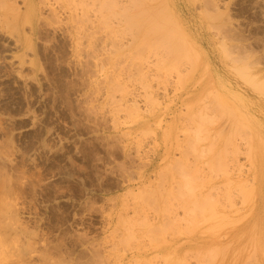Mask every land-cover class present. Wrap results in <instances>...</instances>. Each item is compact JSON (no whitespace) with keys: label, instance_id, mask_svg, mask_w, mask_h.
<instances>
[{"label":"rangeland","instance_id":"rangeland-1","mask_svg":"<svg viewBox=\"0 0 264 264\" xmlns=\"http://www.w3.org/2000/svg\"><path fill=\"white\" fill-rule=\"evenodd\" d=\"M100 1L0 0L1 257L181 264L191 256L193 264L210 238L209 264H264V185L249 191L255 175L264 183V90L249 78L264 80V4ZM207 136L215 150L203 148ZM219 148L227 161L237 154L239 166L223 171ZM229 170L241 172L239 189ZM187 178L197 202L206 193L215 204V187L223 198L232 192L211 207L218 229L207 219L192 230L194 196L189 218L180 205ZM177 214L194 238H206L179 232L171 225ZM185 248L194 254L184 256Z\"/></svg>","mask_w":264,"mask_h":264},{"label":"bare ground","instance_id":"bare-ground-1","mask_svg":"<svg viewBox=\"0 0 264 264\" xmlns=\"http://www.w3.org/2000/svg\"><path fill=\"white\" fill-rule=\"evenodd\" d=\"M113 1H115V0H101L100 2L109 4V3L113 2ZM125 1H127V2H132V1H134V0H125ZM259 1H260L262 4H264V0H259ZM257 2H258V0H257ZM113 15L116 16V15H118V14L115 13V14H113ZM90 41H91V40H90ZM114 46H115V45H114ZM106 49H107V48H106ZM107 54H108V53H107ZM122 55H123V54H122ZM104 58H105V57H104ZM109 59H110V58H109ZM107 60H108V58H107ZM119 60H120V59H119ZM107 63H108V62H107ZM117 63H118V62H117ZM121 65H122V64H121ZM114 66H115V65H114ZM122 67H123V66H122ZM102 68H103V67H102ZM123 68H124V67H123ZM244 72H245V71H244ZM110 74H111V72H110ZM245 74L251 75V73H250L249 71H248V73H245ZM187 77H188V76H187ZM249 78L252 79V81H254V82L258 85L257 88H260L261 90H262V88H263V90H264V80H262V79H261V80H257V77L254 76V75L249 76ZM108 79H109V78H108ZM109 81H110V80H109ZM109 81H108V82H109ZM115 82H116V81H115ZM117 84H118L119 86H121V84H119L118 82H117ZM110 86H111V85H110ZM110 86H109V87H110ZM124 86H125V85H124ZM124 86H123V87H124ZM112 87H113V86L110 87L111 90H112ZM123 87L121 88V90L124 89ZM113 88H114V87H113ZM110 89H109V90H110ZM121 92L124 93V91H121ZM122 93H121V94H122ZM126 93H127V92H126ZM108 94H109V93H108ZM192 94H193V92H192L191 94H188L189 96H188V98L186 99V101H190V100L192 99ZM109 95H110V94H109ZM193 96H195V94H193ZM120 99H121V98H120ZM112 100H113V99H112ZM115 100H116V99H115ZM123 100H124V99L122 98L120 101H123ZM116 101H117V100H116ZM112 103H113V102H112ZM130 104H132V103H130ZM132 105H133V104H132ZM259 105H260V104H259ZM133 106H134V105H133ZM134 108H135V107H134ZM238 110H241V109H238ZM241 111H242V110H241ZM175 112H176V111H175ZM238 113H239V112H238ZM243 114H244V113H242V115H243ZM257 135H258V134H257ZM209 137H213V136H209ZM257 137H258V136H257ZM206 138H208V136H207ZM206 138H204L203 140H205ZM213 138H215V137H213ZM203 140H202V141H203ZM208 140H209V138L207 139V142H208ZM214 140H215V139H214ZM214 140H212V138H211L210 141H214ZM256 140H257V139H256ZM241 141H242V140H241ZM211 143H212V142H211ZM211 143L208 142V145H207V146H204L203 148L205 149V147H206V149H207L208 146H209V148H210V146L212 147V145H209V144H211ZM213 143H214V142H213ZM235 144H236V143H235ZM240 144H241V142H240ZM236 145H238V143H237ZM236 145L234 146L235 148H236ZM214 146H216V144H215ZM214 146H213L212 148H214V150H215L217 146H216V147H214ZM228 147H229V146H228ZM231 148H233V146H232ZM241 148H242V147H241ZM248 148H249V147H248ZM210 149H211V148H210ZM220 149H221V148L218 149V152L220 151ZM249 149H250V148H249ZM251 149H252V148H251ZM196 150H197V149H195V151H196ZM206 151H207V150H206ZM216 151H217V150H216ZM221 151H222V150H221ZM235 151H237V154H238V152H239V154L241 153V150H240L239 148H236ZM235 151H234V152H235ZM200 152H202V155H204V152H205V151L203 152V151L201 150ZM214 152H215V151H214ZM218 152H216V154H218ZM253 152H254V151H253ZM200 154H201V153H200ZM216 154H215V155H216ZM219 154H220V156H221L222 154H224V152H222V154H221V152H219ZM219 154L216 155V156H217L218 160L220 159V163H221V164H222L221 161H223L224 166L221 165V168L223 169V171H227V169H228L229 166H228V167H225V165H227V164H225V163H228V162H231V163L233 164V165H232L233 168L239 166V165H237V164H238V160H237L238 157H237V154H235V155H236V158L233 156L232 158H230V159H231L230 161H227V160H229V159H228L229 156H228V158H226V157H225L226 155L224 154V155L222 156V158H221V157L219 156ZM231 154H232V153H231ZM253 154H254V153H253ZM205 156H206V155H205ZM250 156H251V154H250ZM224 157H225V158H224ZM230 157H231V156H230ZM200 158H201V157H200ZM202 158H203V157H202ZM204 158H205V157H204ZM204 158H203V159H204ZM223 158H224V159H223ZM205 159H206V158H205ZM205 159H204V160H205ZM207 159H208V158H207ZM225 159H226V162L224 161ZM247 159H248V158H247ZM249 159H250V158H249ZM251 159H253V158H251ZM253 160H254V159H253ZM206 161H207V160H206ZM214 161H215V160H214ZM204 162H205V161H204ZM194 163L196 164V162H194ZM206 163H207V162H206ZM206 163H204V165H203V163H202V164L200 163L199 165H203V166H204V170H205V168H207V167L205 166ZM231 163H230V164H231ZM254 163H256V162H254ZM216 164H218V163H216ZM257 164H258V163H257ZM228 165H229V164H228ZM258 165H259V164H258ZM240 166H241V165H240ZM254 166L256 167L255 164H254ZM195 167H196V166H195ZM201 168H202V167H201ZM201 168H200V169H201ZM233 168H232V169H233ZM198 169H199V167H198ZM200 169H199V170H200ZM222 169H221V171H222ZM236 169H237V168H235V170H236ZM238 169H239V168H238ZM240 169H242V168H240ZM240 169H239V170H240ZM258 169H259V168H258ZM189 170L191 171V169H189ZM233 170H234V169H233ZM259 170H260V169H259ZM202 171H203V168H202ZM202 171H201V172H202ZM207 171H208V170H207ZM229 171H230V170H229ZM241 171H242V170H241ZM192 172H193V171H192ZM231 172H233V171H230V176H231V174H232ZM236 172H237V171H236ZM255 172H256V170H255ZM190 173H191V172H189V174H190ZM193 173H194V172H193ZM224 173H225V172H224ZM234 173H235V172H233V174H234ZM237 173H238V176H239V174H240L241 172L238 171ZM187 174H188V172H187ZM187 174H186V176H188V178H189V177H190V178L193 177V176L191 177V175H193V174H190V175H187ZM235 174H236V173H235ZM235 174H234V175H235ZM255 174H256V173H255ZM209 175H210V173H209ZM224 175H229V174H228V172H226V174H224ZM205 176H206V175H205ZM238 176L235 175V176H234V179H233V176H231V177H232L231 180L233 181V185H234V184L236 185V183L238 184V182H240L239 180H240L241 177L237 180ZM240 176H241V174H240ZM194 177H196V175H195ZM194 177L192 178L193 180H194ZM218 177H220V175H219ZM188 178H187L188 181H189V180H192V179H188ZM201 178H202V177H201ZM196 179H197V178H196ZM218 179H219V178H218ZM229 179H230V177H229ZM193 180L191 181L192 183H194ZM209 180H210V179H209ZM234 180H236V183L234 182ZM182 181H183V180H182ZM188 181H187V182H188ZM218 181H219V180H218ZM218 181H217V182H218ZM220 181H221V177H220ZM237 181H238V182H237ZM206 182H207V181H206ZM211 182H212V181H210L209 184H210V186L212 187ZM259 182H260V185H259ZM183 183H184V182H183ZM192 183H190V181H189V183H185V184H187V185L185 186L184 184L182 185V182H181V185H182L183 187H180L181 185H179V187L181 188L180 190L185 189V190L189 191V188H190V191H189V194H188L189 197H188L187 202L180 203V205H181V207H182L183 209L187 206V208H186V210H185V212L187 211L186 213H188L189 208H191V209H190L191 211H193L192 208L195 209L194 211H195L196 213L193 212V215H195V216L197 217V218H196L197 221L195 220V216L192 215V216H193V219H191V218H192V217H191L190 219H191L192 221H191V220H190V221H191V222H194V223H193L191 226L196 225V224L198 223L197 225L200 226V227H202V226L204 225V224H203L204 221H206L207 219H208V220H207V223H209V221H210L211 219L214 221L213 218H215V217L217 216V217L215 218V219L217 220V218L220 216V215H219V214H220L219 212H218V214H216V212H212V211H214V210H213V208H211V207H212V205L214 206L216 203H218V204L221 203L222 200H221V201H218V199H219V198L221 199V198L224 197V196L221 194V192H223V190L220 191V190H219L220 188H218V187H215L214 189H213V187H212V188L210 187V189H211L210 191H212V189H213V191L217 189L216 191H219L218 193H220L221 196H222V197H221V196L218 197L219 195H216V194H218V193H216V191H215V193H216V194H215V197H216V198L213 197V199L215 198V200H214L215 204H212V203H214V202H212V203H211L212 205L210 206V204H208V203H210L211 201H210V198L207 197V194H206V193H204L205 195H204L203 197H202L201 194H200V195L198 194L199 197H197V198H198L199 200L203 201V202H201V201H198V202H197V200H195V195H194V193H193L194 191H192V193H191V190H192L193 188H194V190H195V187L192 185ZM253 183H255V185H256L255 187H253V186H254ZM188 184H190V185H189V188H188V189L184 188V187H188ZM209 184H208V183H207V184L205 183V185H207V186H209ZM222 184L225 185L226 183H221V186H222ZM247 185H248V184H247ZM249 185H250V184H249ZM251 185H252V186H251ZM251 185H250V186H251L252 188H250V186H249L250 189H249V188H245L244 185H243V186H244L243 188H244L245 190H248V189H249V191L251 190L250 192H252V191L254 190L253 193L255 192V195H256L257 193H259V191H260L259 188L262 187V185H264L263 180H262L260 174H258V177H256V175H255V177H254L253 182H252ZM191 186L193 187L192 189H191ZM217 186H218V185H217ZM221 186H219V187H221ZM239 186H240V184H238V185L235 186V187H238V189H239V188L241 187V186H240V187H239ZM179 187H178V188H179ZM202 187H203V186H202ZM235 187H234V189H233V193H234V195L236 196L237 194H235V192H236V191H235ZM182 188H183V189H182ZM203 188H204V187H203ZM236 190H237V188H236ZM226 191H227V190H226ZM237 191H238V190H237ZM145 192H146V194L148 193V191H145ZM206 192H207V191H206ZM224 192H225V190H224ZM224 192H223V193H224ZM230 192H231V190H230ZM190 193H191V195H190ZM197 193H198V192H197ZM200 193H201V192H200ZM202 193H203V192H202ZM213 193H214V192H213ZM260 193H261V192H260ZM195 194H196V192H195ZM229 194H230V196H231V195H232V192L229 193ZM229 194H228V193H227V194H224L226 199H227V197L229 196ZM192 195L194 196V199H193V197H190V196H192ZM213 195H214V194H213ZM226 195H227V197H226ZM234 195H233V196H234ZM211 196H212V195H211ZM255 197H256V196H255ZM190 198H192L193 200H195V203L197 202V204L195 205V203L191 202V201H193V200L190 199ZM200 198H201V199H200ZM202 198H204V199L206 198L205 201H204V199H202ZM225 198H223V199H225ZM229 198L231 199L232 196H231V197H228V199H229ZM233 198H236V197H233ZM213 199H212V200H213ZM216 199H217V200H216ZM226 199H225V200H226ZM189 200H191L190 202H191L192 204H194V207H195V208L192 207V204H190ZM256 200H257V199H256ZM258 200H259V199H258ZM262 200H263V199H262ZM208 201H210V202H208ZM226 201H227V200H226ZM228 201H229V200H228ZM188 202H189V204H190V206H191V207H189V208H188V204H187ZM200 202H201V203H204V204H202V205L200 206V204H201ZM205 202H207V203L205 204ZM219 202H220V203H219ZM226 203H227V202H226ZM232 203H233V201H232ZM182 204H183V205H182ZM221 204H222V203H221ZM235 204H236V203H235ZM184 205H185V207H183ZM204 205H205V206H204ZM206 205H207V206H206ZM197 206H200V207H197ZM202 206H203V207H202ZM209 206H210V208H209ZM217 206H218V205H217ZM206 207H207V208H206ZM214 207H215V206H214ZM218 207H219V206H218ZM196 208H197V210H199V211L201 212V215H202V216H204L205 214L202 213L201 208H205L207 211H209V210L211 209V210L209 211L210 214H207V213H206L207 211H206V212L204 211L208 217L205 215L206 218H205V217H202L203 219H202V218H199V216H197V215H198V213H197L198 211L196 210ZM198 208H199V209H198ZM208 208H209V209H208ZM223 208H224V207H223ZM183 209H182V213H183V215H184L185 213H184V210H183ZM205 209H203V210H205ZM214 209H215V208H214ZM216 209H217V208H216ZM216 209H215V211H216ZM231 209H232V208H231ZM191 211L189 212L190 215H188L189 213L187 214L188 218H189V217L191 216V214H192ZM217 211H218V210H217ZM209 212H208V213H209ZM211 212H212V213H211ZM213 213H214V214H213ZM180 214H181V213H180ZM196 214H197V215H196ZM199 214H200V213H199ZM211 214H212V215H211ZM215 214H216V215H215ZM0 215L2 216V212H0ZM201 215H200V216H201ZM213 215H214V217H212ZM218 215H219V216H218ZM179 217L181 218V215H178V214H177V217H175V219H174V221L171 223V225H176V223H177V226L180 225V226L182 227V229H180V230H183V229H184L185 232H187L189 235H190V234L192 235V232H193V231L191 232V230L189 229V227H188V231H186V228H187V227H185L186 225L184 226V225L182 224V225H183V226H182L181 224L178 223V220H179V221L181 220ZM185 217H186V216H185ZM211 217H212V218H211ZM178 218H179V219H178ZM182 218L185 219V220H186V219L188 220V218H184V217H182ZM198 218H199V219H198ZM204 218H205V219H204ZM227 218H228V220H229V219H230V220H233V219L229 218V216H228ZM177 219H178V220H177ZM183 219L181 220L180 223H182V221H185V220H183ZM241 219H243V218H241ZM0 220H1V219H0ZM176 220H177V221H176ZM187 220H186V221H187ZM193 220H194V221H193ZM212 220L210 221L211 223H212ZM239 220H240V219H239ZM261 220H262V219H261ZM261 220H260V221H261ZM175 221H176V222H175ZM199 221H201V225L203 224L202 226L200 225V222H199ZM240 221H242V220H240ZM195 222H196V223H195ZM202 222H203V223H202ZM219 222H221V221H219ZM231 222H232V221H231ZM237 222H239V221H237ZM243 222H244V221H243ZM243 222H241V223H243ZM173 223H174V224H173ZM187 223H188V222H187ZM216 223H217V222H216ZM216 223H215V221H214V224H216ZM256 223H257V221H256ZM262 223H264V221H263ZM184 224H185V222H184ZM188 224H189V223H188ZM214 224H213V225H214ZM243 224H244V223H243ZM259 224H260V226H263V225H261L260 222H259ZM0 225H2L1 221H0ZM189 225H190V224H189ZM189 225H188V226H189ZM197 225H196V226H197ZM210 225H211V224H210ZM218 225H219L218 223H217V225H215L216 228L218 227ZM239 225H240V226H239ZM239 225H238V226H239L240 228L242 227V229H244V228H243L244 226H243L242 224H239ZM241 225H242V226H241ZM196 226H193L194 228L192 227V230L195 229ZM198 226L196 227V229H197V228H200V227H198ZM234 226H235V225H234ZM234 226H232V227L234 228ZM245 226H246V225H245ZM256 226H257V225H256ZM256 226H255V227H256ZM211 227L214 228V226H212V225L209 226L208 229H210V232H211V230L215 231L216 228L211 229ZM263 227H264V226H263ZM179 228H180V227L178 226V228H177L178 231H179ZM190 228H191V227H190ZM240 228H237V227H236V228L233 229V230H236V229H237V230L239 231V233H241L242 229L239 230ZM204 229H205V227H204ZM217 229H218V228H217ZM258 229H259V227H258ZM237 230H236V231H237ZM248 230H249V229H248ZM248 230H247V232H248ZM251 230H252V229H251ZM189 231H190V232H189ZM205 231H206V230H205ZM213 231H212V232H213ZM216 231H217V230H216ZM218 231H219V230H218ZM238 231H237V232H238ZM245 231H246V230H245ZM255 231L258 232V231H260V230H255ZM179 232H180V231H179ZM179 232H178V233H179ZM185 232H184V233H185ZM196 232H197V230H196ZM210 232H207V233L209 234ZM220 232H221V230L219 231V233H220ZM222 232H223V231H222ZM222 232H221V233H222ZM237 232H236V233H237ZM261 232H263V228H261ZM261 232H260V233H261ZM187 233H185V234H187ZM193 233H194V232H193ZM217 233H218V232H217ZM217 233H216V235H217ZM219 233H218V234H219ZM197 234H198V233H197ZM203 234H204V232H203ZM208 234H206V235H208ZM241 234H242V233H241ZM241 234H240V237H241ZM247 234H248V236H249V232H248ZM247 234H246V235H247ZM257 234H258V233H257ZM194 235H195V233H194ZM206 235H205V236H206ZM210 235H211V234H209V236H210ZM261 235H262V234H261ZM180 236H181V235H180ZM185 236H187V235H185ZM197 236H198V235H197ZM197 236H195V238H194L193 235H192V236H190V238L193 237L194 240H197V241H198V240L200 241L201 239L204 240V238H206V237H203V238H202V236H201V239H197ZM203 236H204V235H203ZM213 236H215V235H213ZM248 236H247V237H248ZM188 237H189V236H188ZM188 237H187V239H188ZM198 237H199V236H198ZM215 237H216V236H215ZM215 237H214V238H215ZM262 237H263V236H262ZM211 238H212V237H211ZM218 238H219V235H218ZM187 239L185 238L184 240L186 241ZM209 239H210V238H209ZM209 239H206V240L210 241ZM216 239H217V237H216ZM194 240H192V241H194ZM206 240H205V242H206ZM212 240H215V239H212ZM212 240H211V241H212ZM185 241H182V243L185 242ZM197 241H194V243L197 242ZM199 241H198V242H199ZM211 241L208 242V243H205V242H204L203 246H202V244L200 243V244H201L200 250H201V251L204 250L205 253H207V254H205V255H208V256H209V257L206 256V257L204 258L205 255L202 256L203 254H201V256H200L201 258L197 256L198 258H200V260H199V259L197 260V258H196V260H195L196 255H198V253H197L198 250H192L193 248H197V247H198V246H196V245L198 244V242L195 244L196 247H193V246H192L191 251H194V252L196 251L195 253H197L194 257H192V258H194L196 264H197V263L199 264V262H197V261H200V262H201V259H202L203 262H201L200 264H202V263L207 264L208 262H209V263L212 262V261H211V262H210V261H207V259L210 258V255L213 253V249H214V246H215L214 244H212ZM218 241H219V240H218ZM187 242L191 243L190 239H188ZM213 242H214V241H213ZM2 243H4V242H2ZM2 243H1V245H2ZM5 243H6V242H5ZM192 243H193V242H192ZM202 243H203V241H202ZM214 243H215V242H214ZM185 244H186V243H185ZM5 245H7V244H5ZM5 245L3 244V247H4V250L7 251V250H6L7 248H6ZM199 246H200V245H199ZM189 248H190V247H189ZM185 249H186V248H185ZM197 249H199V248H197ZM209 249L212 251V253L210 252L211 254H209V251H210ZM235 249H236V247H233V251H235ZM200 250H199V251H200ZM206 250H208V251H206ZM1 251H2V250H0V264H4V263H6V262L10 259L11 255L9 256V255H7L8 253H6V254H5V258L3 259V257H1V256H2V255H1ZM185 251H186V252H184V254H185L184 256H186L187 254H188V256H189V254H191V253L194 254V252H191V251H189V252H191V253H188L187 249H186ZM214 251H215V250H214ZM261 251H262V250H261ZM261 251H260V254L262 253ZM263 252H264V251H263ZM186 253H187V254H186ZM201 253H202V252H201ZM203 253H204V252H203ZM191 255H192V254H191ZM214 256H215V254H214ZM218 256H219V255H218ZM259 256H260V255H259ZM261 256H264V255H261ZM163 257H165L164 259H166V257H168V256L163 255ZM179 257H180V255H179ZM189 257H191V256H189ZM189 257L187 258V260H186V258L184 257V258H185V262L188 261V259H189L188 262H190V261L193 262V259H191V258H189ZM212 258H214V257H212ZM6 259H7V261H6V262H3V261L6 260ZM164 259H163V260H164ZM210 259H211V258H210ZM210 259H209V260H210ZM216 259H217V258H216ZM262 259H264V258H262ZM167 260H168V258H167ZM167 260H165V261H167ZM182 260H184V259H182ZM204 260H205V261H204ZM227 260H228V259H227ZM165 261H164L163 264L167 263V262H165ZM175 261H176V260H175ZM206 261H207V262H206ZM223 261H225V260H223ZM169 262H170V261H169ZM172 262H173V260H172ZM182 262H183V264H187V263H188V262L185 263L184 261H182ZM182 262H181V264H182ZM195 262H194V263H195ZM214 262H215V260H214ZM262 262H263V260H262ZM8 263H9V261H8L6 264H8ZM178 263H180V261H179ZM194 263H193V264H194ZM209 263H208V264H209ZM215 263H217V262H215ZM223 263H224V262H223ZM169 264H170V263H169ZM174 264H175V263H174ZM188 264H190V263H188Z\"/></svg>","mask_w":264,"mask_h":264}]
</instances>
